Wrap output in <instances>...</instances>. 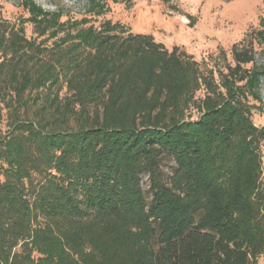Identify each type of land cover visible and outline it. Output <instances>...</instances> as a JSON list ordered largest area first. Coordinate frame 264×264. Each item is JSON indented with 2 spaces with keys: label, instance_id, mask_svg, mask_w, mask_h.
Returning <instances> with one entry per match:
<instances>
[{
  "label": "trees",
  "instance_id": "16d2710c",
  "mask_svg": "<svg viewBox=\"0 0 264 264\" xmlns=\"http://www.w3.org/2000/svg\"><path fill=\"white\" fill-rule=\"evenodd\" d=\"M17 4L28 17H0V264H256L264 15L198 61L95 25L106 0L66 19Z\"/></svg>",
  "mask_w": 264,
  "mask_h": 264
},
{
  "label": "rangeland",
  "instance_id": "374dc122",
  "mask_svg": "<svg viewBox=\"0 0 264 264\" xmlns=\"http://www.w3.org/2000/svg\"><path fill=\"white\" fill-rule=\"evenodd\" d=\"M34 1L44 9L60 10L63 13L61 19L89 16L85 14L87 0ZM18 2L0 0V17L12 22L28 17V12ZM106 7L107 11L93 22L95 25L103 19L118 21L131 32L151 34L168 49L176 45L198 61L220 48L228 54L233 43L259 27V20L264 15L262 0H106ZM192 20L193 25H189ZM24 28L28 37L34 36L30 23H25ZM261 94L264 103V85ZM196 96H202V92ZM192 116L194 118L195 114ZM252 120L256 126L264 127V113L261 111L254 110ZM260 153L264 172V141L260 145ZM173 166L171 158L162 163L167 175ZM140 185L150 199L148 175H141ZM256 264H264V253Z\"/></svg>",
  "mask_w": 264,
  "mask_h": 264
}]
</instances>
